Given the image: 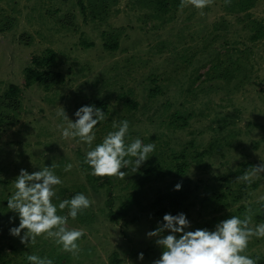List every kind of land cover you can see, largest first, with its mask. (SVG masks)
I'll list each match as a JSON object with an SVG mask.
<instances>
[{"label":"rangeland","instance_id":"1","mask_svg":"<svg viewBox=\"0 0 264 264\" xmlns=\"http://www.w3.org/2000/svg\"><path fill=\"white\" fill-rule=\"evenodd\" d=\"M175 1L161 12L143 0H0V96L11 83L20 87L18 108L0 107L10 116L0 119V264H30L28 255L53 264H153L163 249L147 233L165 214L184 213L186 231H213L248 208L253 226L264 223V173L251 184L236 179L264 163V36L257 35L264 0L245 11L239 0H213L203 10ZM49 51L53 62L34 63ZM27 67L49 69L56 80L25 87ZM82 106L105 114L93 147L127 120V143L155 144L148 160L136 172L122 169L123 179L91 175L88 145L58 127H67L59 111L75 122ZM52 164L62 181L54 187L57 214L67 215L58 205L78 193L92 201L68 219L85 233L76 255L43 235L24 244L10 234L19 215L7 199L20 170ZM176 191L186 193L179 205ZM109 209L122 214L110 220ZM244 254L264 264V238H251Z\"/></svg>","mask_w":264,"mask_h":264},{"label":"clouds","instance_id":"2","mask_svg":"<svg viewBox=\"0 0 264 264\" xmlns=\"http://www.w3.org/2000/svg\"><path fill=\"white\" fill-rule=\"evenodd\" d=\"M212 3L213 0H181L180 7L191 5L203 10ZM57 115L67 122V127L58 125L63 138H79L88 145L84 163L91 168L93 176H118L123 179L126 172L122 169L131 167L136 172L155 149V144H144L139 138L131 143L126 142L129 131L127 120L113 123V128L118 130L109 131L102 142L93 147L96 139L93 129L105 119L104 112L95 106L80 107L75 112V122L69 119L64 109ZM56 167L52 164L31 174L20 170L14 182L15 191L7 199V208L19 215V226L11 228L10 234L19 237L24 244H28L29 240L34 243L37 237L43 235L54 239L63 251L76 255L80 250L77 241L85 233L82 229H70L68 219L71 217L75 220L78 214L91 206L92 201L83 193H78L70 200L59 203V210L68 208L67 215L57 214V206L53 203L56 197L54 187L62 181L53 171ZM71 168L72 165L68 164L64 170L70 171ZM260 173H264V163L253 166L236 179L251 184ZM180 188L181 185L177 183L174 190ZM259 199L264 201V196ZM253 214L252 209L248 208L243 218L231 216L218 223L213 231H186L190 222L184 213L165 214L163 224L147 233L149 238L156 237V244L163 249L162 255L153 264H256V260L244 254L251 238H264V223L253 226ZM166 230L171 234L164 235ZM143 258V253H140L138 259ZM27 260L30 264H53L51 259L37 255H28Z\"/></svg>","mask_w":264,"mask_h":264},{"label":"trees","instance_id":"3","mask_svg":"<svg viewBox=\"0 0 264 264\" xmlns=\"http://www.w3.org/2000/svg\"><path fill=\"white\" fill-rule=\"evenodd\" d=\"M144 3H150V6H155L158 8V11L165 12L169 9V5L172 3L168 2L170 0H143ZM240 2V10L245 11L249 8V6L252 5V0H239ZM79 3L83 5L82 0H79ZM176 4H181V0H176L174 3ZM258 34L264 36V25H261L258 23ZM256 36V35H255ZM104 45L108 49H114L117 47V42L116 41H105ZM54 61V54L52 51H49V54L44 56V57H39L35 60V64L39 66H44L48 65L49 63ZM56 74L52 72L49 69L46 68H38V67H27L25 70V76H24V86L29 87L34 83H43L47 84L49 81H54L56 80ZM51 81V82H52ZM20 92V87L17 84L11 83L8 85L7 89L3 92L1 95L3 99V104H0V107H4V109L12 108L14 109L18 108L19 100H18V94ZM0 96V97H1ZM128 104L130 106L135 107V103L132 102L130 99H128ZM1 109V108H0ZM5 118V119H10V116L5 115V113L0 110V119ZM186 197V193L176 191L172 198V201L179 205L181 203V200H183ZM107 216L109 217L110 220H116V216H121L122 213H117L111 209H109Z\"/></svg>","mask_w":264,"mask_h":264}]
</instances>
